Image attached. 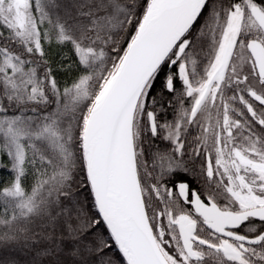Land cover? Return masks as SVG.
<instances>
[{
    "label": "snow or ice",
    "instance_id": "1",
    "mask_svg": "<svg viewBox=\"0 0 264 264\" xmlns=\"http://www.w3.org/2000/svg\"><path fill=\"white\" fill-rule=\"evenodd\" d=\"M0 170L32 264L58 229L100 264H264V0H0Z\"/></svg>",
    "mask_w": 264,
    "mask_h": 264
},
{
    "label": "trees",
    "instance_id": "2",
    "mask_svg": "<svg viewBox=\"0 0 264 264\" xmlns=\"http://www.w3.org/2000/svg\"><path fill=\"white\" fill-rule=\"evenodd\" d=\"M49 57L54 62L57 63L60 61L61 56L71 57L72 60H75V56L72 54L69 48L59 49L55 45L48 49ZM75 75V72L63 74L61 73L58 76L61 84L66 80H69ZM161 85L157 84V91H160ZM169 94L167 92L163 93V103L165 111L167 110V103L169 99ZM160 119H164V112L161 113ZM156 146L160 149L166 148V142H161L160 140H155ZM146 151H151L152 147L149 144H145ZM188 157L186 158V161ZM189 168H192L193 165L189 163ZM195 167L199 169V162L196 163ZM189 174V173H188ZM9 173L4 170H0V179H6ZM196 178L198 177L197 175ZM58 237L62 236V239H58L57 243L59 244V251L54 257H44L43 264H53L54 261L58 260L60 264H100L102 259L101 255L97 254L91 249L95 245V236L92 232L81 233L77 238L73 239L68 236L66 231L61 229L57 230ZM45 245H39L37 247H44ZM78 250V251H77ZM111 252L106 250L105 256L111 255ZM36 256V248H25L21 244H4L0 245V264H32Z\"/></svg>",
    "mask_w": 264,
    "mask_h": 264
},
{
    "label": "flooded vegetation",
    "instance_id": "3",
    "mask_svg": "<svg viewBox=\"0 0 264 264\" xmlns=\"http://www.w3.org/2000/svg\"><path fill=\"white\" fill-rule=\"evenodd\" d=\"M168 97H169V99L171 98L170 95ZM166 106H167V110L164 112V119H167V120L171 121L174 118V116H173V109H172V107H170L168 105V103H167ZM191 132H192V136H189V140H191L193 138V136H195V135L198 134V129H196L195 127H193L191 129ZM155 146H156V142L154 141L153 144L150 147H152V150H155V148H156ZM165 147L167 148L168 145L166 144ZM186 158H187V156H185V160H186ZM175 179L176 180H187L193 188H203L204 187V185L201 183L200 178H196V176H194L192 173L185 174L183 172H180L179 174H177V176L175 177Z\"/></svg>",
    "mask_w": 264,
    "mask_h": 264
}]
</instances>
